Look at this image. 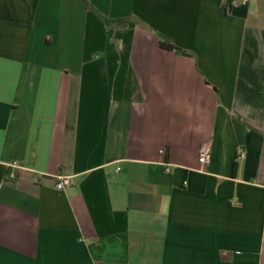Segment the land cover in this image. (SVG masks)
<instances>
[{"label": "crops", "instance_id": "obj_1", "mask_svg": "<svg viewBox=\"0 0 264 264\" xmlns=\"http://www.w3.org/2000/svg\"><path fill=\"white\" fill-rule=\"evenodd\" d=\"M0 264H264V0H0Z\"/></svg>", "mask_w": 264, "mask_h": 264}, {"label": "built area", "instance_id": "obj_2", "mask_svg": "<svg viewBox=\"0 0 264 264\" xmlns=\"http://www.w3.org/2000/svg\"><path fill=\"white\" fill-rule=\"evenodd\" d=\"M163 153H164L163 150L159 151V154H163ZM237 158L238 159L243 158V153L240 152L238 154ZM209 159H210V146L209 145H204L199 151L198 163L200 164L201 167H205L208 164ZM13 166H15V165L13 164ZM166 171H168V170L166 169ZM71 184H72V182H71L69 177H59V178H57V182L55 184V188L57 190H62L64 188L70 186Z\"/></svg>", "mask_w": 264, "mask_h": 264}, {"label": "trees", "instance_id": "obj_3", "mask_svg": "<svg viewBox=\"0 0 264 264\" xmlns=\"http://www.w3.org/2000/svg\"><path fill=\"white\" fill-rule=\"evenodd\" d=\"M159 46L167 51H173L176 54L182 55V56H186L187 53L181 49H179L178 47H176L174 44L168 42V41H159Z\"/></svg>", "mask_w": 264, "mask_h": 264}]
</instances>
